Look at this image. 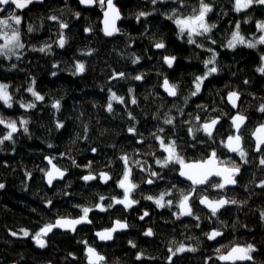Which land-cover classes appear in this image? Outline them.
<instances>
[{"label": "trees", "instance_id": "trees-1", "mask_svg": "<svg viewBox=\"0 0 264 264\" xmlns=\"http://www.w3.org/2000/svg\"><path fill=\"white\" fill-rule=\"evenodd\" d=\"M204 2L212 8L206 21L215 27L193 36L196 43L191 44L187 34L180 35L175 17H168L174 10L180 17L195 15L200 0L120 1L117 7L123 20L111 37L102 33L103 9L98 3L83 9L77 0H44L21 11L5 6L7 11L0 12V19L13 12L21 17L17 27L24 44L14 55L0 57V83L9 86L12 97L11 108L0 101V118L18 125L13 138L0 143V184L4 185L0 188V264H86V246L104 256L102 264H219L217 258L235 245H252L255 251L247 264H264V187L260 186L264 165L259 163L264 148L255 153L251 140L255 127L264 123V112L259 111L264 105V73L257 70L264 44L227 47L237 24L242 36L258 40L262 33L257 23L264 22V5L253 3L237 12L235 0ZM141 12L150 15L137 19ZM53 16L57 19H50ZM60 23L68 27L61 29ZM61 34L66 40L63 48L58 45ZM157 42L165 47L157 49ZM46 45L50 48L40 52ZM165 56L176 58L171 67ZM213 56L214 62L206 67L205 61ZM77 63L85 65L83 73H76ZM211 67L217 71L192 96L195 78ZM138 75L142 79L136 80ZM165 78L176 85L174 99L162 92ZM30 87L44 99L36 100L27 91ZM230 92L240 95L238 112L247 118L240 131L247 163L238 154L229 155L222 143L233 134L229 123L233 112L225 100ZM112 93L123 103L112 100L108 111ZM57 101L59 109L53 107ZM169 118L173 123H164ZM213 119L220 121L211 138L203 130L196 131ZM21 120L28 123L21 125ZM7 131L0 125V139ZM157 136L165 143L175 141L186 162L202 161L215 151L224 166L238 165L235 188H216L220 181L212 179L192 193L194 186L179 178L178 164L156 163L166 156ZM46 157L66 172L51 187L44 182ZM122 157H127V165ZM128 169L130 182L137 185L129 196L136 201L131 207L114 200L123 199L118 184ZM101 172L110 176L106 185L99 181ZM153 172L158 175L152 176ZM88 175L96 178L85 181ZM161 193H169L163 208L146 199ZM189 193L193 214L182 216L177 205L182 194ZM201 196L226 197L236 203L212 215L200 208ZM85 207L91 209L89 225L78 227L74 234L54 231L45 239V247L36 244L33 237L41 228L60 218H80ZM115 220L125 222L128 231L109 244H99L94 232L111 227ZM148 230L151 236L145 235ZM212 230L222 233L214 242L206 235ZM181 245L195 251L172 255Z\"/></svg>", "mask_w": 264, "mask_h": 264}, {"label": "snow or ice", "instance_id": "snow-or-ice-1", "mask_svg": "<svg viewBox=\"0 0 264 264\" xmlns=\"http://www.w3.org/2000/svg\"><path fill=\"white\" fill-rule=\"evenodd\" d=\"M33 3V0H0V6H11L14 5L15 9H24L29 4ZM81 4L85 5H92L98 3L99 6L104 10V33L107 36H112L114 33L118 32L119 29L116 27V21L120 19V13L115 4L113 3V0H80ZM153 4L157 3V0H152ZM253 3L264 5V0H235V11L240 12L244 9H248L253 5ZM7 11L6 8L0 7V12ZM212 11V8L209 4L205 3L204 0H200V7L198 12L195 15L187 16V17H180L176 16L175 10L173 11V14L168 17V19H173V22L179 29V33L181 36L187 34L188 36V43H196V41L193 39V36H203L206 33H209L215 25H209L206 22V16L209 12ZM77 15H79L77 13ZM150 15V13L141 12L139 13L137 19L143 16ZM52 20H56L57 17L53 16L50 17ZM11 21V22H10ZM21 24V17L16 15L14 12L10 14L5 19H0V57H10L11 55L15 54V50L24 48V44L21 42V33L17 26ZM68 25L66 23H60V28L64 29L67 28ZM239 27L240 25H236V31L233 32L231 40L228 41V47L234 48L237 44H245V37L240 35L239 33ZM257 29L261 32H264V22H258L257 23ZM28 31L31 32L32 28L29 27ZM66 43V40L61 34V37L58 41L59 47L63 48ZM257 44H264V34L260 35L256 43L247 42L246 46L249 48H255ZM50 48V45H46L45 47H42L39 49L40 52H44L45 49ZM155 47L157 49H163L165 47V44L163 42H157L155 44ZM175 57H164L165 63L171 67L173 65V62L175 61ZM262 60H264V56L261 57ZM215 60V56H213L212 60L205 61V66L207 67L208 64L213 63ZM139 61V58L137 57L132 62L135 64ZM76 73H83L85 71V65L83 63H77L76 66ZM259 72L264 73V67H260L257 69ZM217 69L215 67H211L208 69V72L204 76H198L195 78L194 84H195V91L191 93L192 96H196L200 90H201V84L203 83V80L207 78L208 75H211L212 73H215ZM55 75V73H53ZM119 76H123V73H119ZM115 78V77H114ZM136 80L142 79L141 76H136ZM8 85L0 83V101H3L4 105L11 108L12 107V97L8 92ZM163 87L168 92L170 96H176V85L170 84L168 79L165 78L163 81ZM28 92L32 94V96L35 97L36 100L42 101L44 97L34 91L33 88H28ZM131 91V89L129 90ZM239 99V96L236 92L229 93L228 100L232 104L233 107H236V101ZM112 100L119 101L123 103V98L118 97L115 93H112L110 97V102L107 105L108 111H112ZM132 103L135 104L136 100L133 99ZM21 107H27V108H33L35 107L34 104H21ZM54 108L59 109V102L57 101L54 105ZM259 111L264 112V105H261L259 108ZM197 119H199L197 117ZM246 117L240 114H237L236 116L232 117V125L235 129V135H230L227 137V141L222 143L224 146L230 151L234 153H238L241 160H243L245 163L248 161L245 159L247 156V153L242 147V136L240 134L242 126L245 124ZM219 121L217 119H213L210 122L203 123L201 125V128L196 129V131L203 130V132L208 136L212 137L213 130L215 128V125ZM21 125H26L28 122L26 120L20 121ZM166 124H172L173 120L171 118L166 119L164 121ZM0 125H4L8 131L7 134L0 139V143H3L5 140H11L13 138V134L18 131L17 129V123L16 121H5L3 118H0ZM58 127H62V125H58ZM24 131L27 132V127H24ZM130 132H134V129L130 128ZM159 131H163V129H160ZM193 132V129H189V133L191 134ZM252 136L255 138V150L257 152H260L262 149V146H264V124L259 125L255 128V130L252 132ZM156 139L160 143V148L163 150L164 153L167 155L161 160L158 159L156 163L160 165L161 167H168L170 164H178L180 166L179 175L181 177L186 178L188 181L191 182V185L193 186H200V185H206L209 183L210 179L212 177H220L221 182L216 183L214 187L219 189H224L227 185H234L236 183L235 177L240 173V167L238 165H233L232 167L228 166H221L224 164L223 161H220L217 157V153L215 151H212L207 159H204L202 161H195V162H186L185 159L180 156L177 153V146L175 141H171L169 143H165V141L157 136ZM95 151V149H93ZM125 161V164L127 165V157H122ZM48 163L52 165L51 170L47 171L45 174L47 176V182L49 185L52 184L53 180L57 178H63L64 172L61 171L59 168L56 167V165L52 164V160L49 159ZM259 163L261 165H264V158H262ZM130 172L131 169H128L125 171L123 178L119 181L118 186L124 190V196L123 199H115V203L117 204H123L125 207H131L133 204L136 203L135 200H131L129 198L130 193L137 187L136 184L130 182ZM152 176H157L158 174L153 172L151 173ZM96 177L92 175L84 176L83 179L85 181L93 180ZM102 178L105 182H107L110 177L107 174H102ZM149 184L153 183V181L150 179L147 181ZM262 187H264V182L261 183ZM4 185L0 184V188H3ZM192 193L196 192V187L192 188ZM169 193H161L159 198L155 199V203L158 207H165V195H168ZM191 198V193L189 194H182V198L179 201V204L177 205L180 209V215H188L191 216L192 209L189 205V201ZM101 200L104 199V197L100 198ZM148 200H153L152 196L146 197ZM167 206L172 205V201L168 200ZM201 204L206 205L208 208H210L212 215H215L219 208H222L224 205L228 203H236V201H228L225 199H219L216 201H210L208 197H203L200 200ZM101 211H105L106 209L103 207V205H97ZM109 207H112V205H109ZM91 211L90 208H83L82 212L83 215L78 219H67V218H60L55 221L54 224H47L45 227L41 228L39 232L35 234L33 239H35L37 245L41 248L45 247V241L42 239L43 236H46L48 233L52 232L54 228H62L65 230L75 231L76 226L81 223H91L90 220H88L89 212ZM144 215H148L145 213ZM262 216H264V213H262ZM143 219V217H141ZM128 225L125 223H121L120 221H116L114 226L111 229H106L102 232L96 233V235L101 240H110L112 239L113 233L117 230H121L126 228ZM24 236H28L29 233L26 230H22ZM13 235H16V233H13ZM145 235L151 236L152 232L151 230H148ZM207 238L209 240H214L216 237L221 236L222 233L219 231H213L210 234H206ZM131 243V242H130ZM135 246V245H133ZM171 251V250H170ZM184 251H195V249H186L183 245H181L179 248L176 249L175 252L172 253V255H176V253L184 252ZM255 251L252 245H248L247 247H240V246H234L231 248L230 251L227 252V254H221L218 259L221 261L231 262V264H236L237 261H246L251 260L252 257L250 255L251 252ZM217 252H220V249H217ZM87 254H88V262L89 264H99L100 261L104 260V257L99 255L94 248L88 247L87 248ZM140 258L139 256L137 257Z\"/></svg>", "mask_w": 264, "mask_h": 264}, {"label": "water", "instance_id": "water-1", "mask_svg": "<svg viewBox=\"0 0 264 264\" xmlns=\"http://www.w3.org/2000/svg\"><path fill=\"white\" fill-rule=\"evenodd\" d=\"M44 0H33V3H31V4H29L28 6H30V5H32V4H41L42 2H43ZM78 1V3H79V5L81 6V8H83V9H92V8H94V6H95V4H92V5H85V4H81L80 3V0H77ZM120 1H123V0H113V3L115 4V6L117 7V3L118 2H120ZM14 9H15V6L14 5H11ZM27 6V7H28ZM0 7H5V6H0ZM117 9H118V7H117ZM15 10H17V11H21L22 9H15ZM119 10V9H118ZM119 13H120V11H119ZM123 20V17H122V15H121V13H120V19L119 20H117L116 21V27L118 28V25L121 23V21ZM103 21H104V10H102V13H101V29H102V33L105 35V33H104V23H103ZM116 33H114L113 35H115ZM112 35V36H113ZM106 37H111V36H107V35H105ZM164 81V80H163ZM170 83V82H169ZM161 89H162V92L169 98V99H174L176 96H170L169 94H168V92L164 89V87H163V82H162V86H161ZM231 93V92H230ZM237 93V92H236ZM238 94V93H237ZM228 96H229V93L226 95V104H227V106L231 109V111L233 112V114H232V116H231V118H230V120H229V123L231 124V126H232V131H233V134L232 135H235L236 133H235V129H234V127H233V125H232V117H234V116H236L237 114H240L239 112H238V106H239V101H240V95L238 94V96H239V99L236 101V107H233L232 106V104L229 102V100H228ZM240 115H242V114H240ZM218 121H220L219 119H217ZM246 123H247V118H246V121H245V124L242 126V128L246 125ZM218 124H219V122L215 125V128H214V130H213V133H214V131H215V129L217 128V126H218ZM264 124V123H263ZM261 125V124H260ZM259 126V125H258ZM258 126H256V127H258ZM255 127V128H256ZM242 128H241V130H242ZM255 130V129H254ZM253 130V131H254ZM251 140L253 141V144H254V152L255 153H258L256 150H255V138L252 136V134H251ZM227 141V138L225 139V141L224 142H226ZM242 147H243V142H242ZM264 146H262V148H263ZM224 148H225V150H226V152L229 154V155H237L238 153H234V152H230L225 146H224ZM50 158L49 157H46L45 158V163H46V165H47V171H49V170H51V168H52V165L51 164H49L48 163V160H49ZM52 164H54V165H56L55 163H53L52 162ZM221 166H224V165H221ZM56 167L57 168H59L57 165H56ZM60 169V168H59ZM61 170V169H60ZM61 171H63V170H61ZM64 172V176H63V178L66 176V172L65 171H63ZM102 174H107V173H105V172H101V173H99L98 174V178H99V181H100V183L102 184V185H106L109 181H110V179H108L107 180V182H105L104 180H103V178H102ZM108 175V174H107ZM239 175V174H238ZM237 175V176H238ZM109 176V175H108ZM236 176V177H237ZM110 177V176H109ZM236 177H235V179H236ZM63 178H57V179H55V180H53V182H52V184L54 183V182H59V181H62L63 180ZM179 178H180V180H182L183 182H185V183H187V184H189V185H191V182L190 181H188L186 178H184V177H181L180 175H179ZM212 179H218L220 182H221V178L220 177H212L210 180H212ZM44 182H45V184L47 185V187H51L52 186V184L51 185H49L48 184V182H47V176H46V174L44 175ZM191 186H193V185H191ZM235 186H236V183L234 184V185H227L225 188H224V190H231V189H233V188H235ZM194 187H196V188H199V189H201V188H204L205 187V185H200V186H194ZM203 197H205V196H201L199 199H198V204H199V206H200V208L201 209H203V210H205V211H207V212H209V213H212L211 212V210H210V208H208L206 205H204V204H201L200 203V200L203 198ZM207 197V196H206ZM208 199L210 200V201H216V200H219V199H225V200H227L226 199V197H221V198H219V199H211V198H209L208 197ZM190 205V204H189ZM227 206V204L226 205H224L222 208H219L218 209V211L216 212V214L218 213V212H220L223 208H225ZM179 212H180V209H179ZM67 219H69V218H67ZM76 219H78V218H76ZM89 220V219H88ZM116 221H118V220H115L113 223H112V225H111V227H109V228H107V229H111L113 226H114V224H115V222ZM121 223H125V222H122V221H120ZM55 223V222H54ZM53 223V224H54ZM90 223H81V224H79V225H77L76 226V229L78 228V227H80V226H83V225H89ZM126 224V223H125ZM104 230H106V229H103V230H99V231H96V232H94V236H95V238H96V240H97V242L99 243V244H103V245H106V244H109V243H111L113 240H114V237L116 236V235H118V234H121V233H124V232H127L128 231V226L126 227V228H124V229H121V230H117L116 232H114L113 233V236H112V239H110V240H101V239H99V237L96 235V233H98V232H102V231H104ZM54 231H59V232H62V233H70V234H74L75 233V231H70V230H65V229H62V228H54L53 230H52V232H50V233H48L46 236H43L42 237V239L45 241V239H47ZM213 231H215V230H212L211 232H213ZM210 232V233H211ZM209 233V234H210ZM220 236H218V237H216L214 240H209L208 239V241H210V242H214V241H216L218 238H219ZM36 242V241H35ZM37 244V243H36ZM235 246H240V247H244V246H241V245H235ZM88 247H91V246H86L85 247V250H84V256H85V263L86 264H89V262H88V254H87V248ZM234 247V246H233ZM91 248H94V247H91ZM232 248V247H231ZM231 248L228 250V251H230L231 250ZM95 249V248H94ZM96 250V252L99 254V255H101V256H103L102 254H100L98 251H97V249H95ZM227 251V252H228ZM227 252H225L224 254H227ZM250 255H251V253H250ZM104 257V256H103ZM217 260H218V262H219V264H231V262H226V261H221V260H219L218 258H217ZM105 262V258H104V260L103 261H100L99 262V264H102V263H104ZM252 262V259L251 260H246V261H237L236 262V264H247V263H251Z\"/></svg>", "mask_w": 264, "mask_h": 264}, {"label": "rangeland", "instance_id": "rangeland-1", "mask_svg": "<svg viewBox=\"0 0 264 264\" xmlns=\"http://www.w3.org/2000/svg\"><path fill=\"white\" fill-rule=\"evenodd\" d=\"M206 22H207V21H206ZM178 30H179V29H178ZM235 31H236V30H235ZM261 33L264 34V32H261ZM240 35H241V34H240ZM230 40H231V39H230ZM245 41H246V43L249 42V41L252 42V43H256L255 40H253V39H248V38H245ZM0 43H2V41H0ZM246 43H245V44H237L235 47H237V46H245V47H247V46H246ZM227 45H228V43H227ZM227 47H228V46H227ZM235 47H234V48H235ZM228 48H229V47H228ZM234 48H230V49H234ZM261 67H264V60H262V65H261ZM202 76H204V75H202ZM21 121H22V120H21ZM17 128H18V125H17ZM166 155H167V154H166ZM157 198H159V197H157ZM155 199H156V198H153L152 201L154 202ZM164 200H165V199H164ZM22 234H23V232H22Z\"/></svg>", "mask_w": 264, "mask_h": 264}, {"label": "flooded vegetation", "instance_id": "flooded-vegetation-1", "mask_svg": "<svg viewBox=\"0 0 264 264\" xmlns=\"http://www.w3.org/2000/svg\"><path fill=\"white\" fill-rule=\"evenodd\" d=\"M264 148V147H263Z\"/></svg>", "mask_w": 264, "mask_h": 264}]
</instances>
